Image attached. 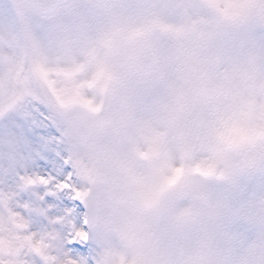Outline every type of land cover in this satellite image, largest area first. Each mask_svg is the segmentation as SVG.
<instances>
[{"label":"clouds","instance_id":"1","mask_svg":"<svg viewBox=\"0 0 264 264\" xmlns=\"http://www.w3.org/2000/svg\"><path fill=\"white\" fill-rule=\"evenodd\" d=\"M22 97L79 162L96 264H264V192L247 189L264 0H0V104Z\"/></svg>","mask_w":264,"mask_h":264},{"label":"snow or ice","instance_id":"2","mask_svg":"<svg viewBox=\"0 0 264 264\" xmlns=\"http://www.w3.org/2000/svg\"><path fill=\"white\" fill-rule=\"evenodd\" d=\"M83 103L100 110L91 100ZM55 166L60 177L49 171ZM182 171L177 169V175ZM194 171L209 175L212 169L198 165ZM80 178L79 162L37 100L0 104V264H96L89 213L78 225L74 208L57 215L50 202L66 193L87 206Z\"/></svg>","mask_w":264,"mask_h":264},{"label":"rangeland","instance_id":"3","mask_svg":"<svg viewBox=\"0 0 264 264\" xmlns=\"http://www.w3.org/2000/svg\"><path fill=\"white\" fill-rule=\"evenodd\" d=\"M49 171L52 172L53 175H56L57 177H60L62 175V171L59 166H55ZM247 189L249 195H255L260 192H264V176H256L251 178L247 182ZM54 207H53V214H62L64 208L66 207H72L75 209L73 220L78 225L82 223L83 217L85 215L83 209H84V203L82 202H74L71 200V197L66 193H59L56 197H53L50 201ZM35 223V220H33ZM239 231H243V226H238ZM91 231V230H90ZM77 256L81 255L79 252L76 253Z\"/></svg>","mask_w":264,"mask_h":264}]
</instances>
